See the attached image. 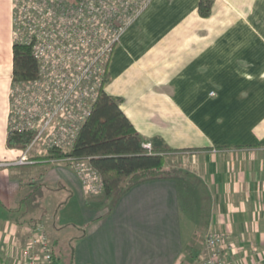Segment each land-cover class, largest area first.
Wrapping results in <instances>:
<instances>
[{"label": "crops", "instance_id": "1", "mask_svg": "<svg viewBox=\"0 0 264 264\" xmlns=\"http://www.w3.org/2000/svg\"><path fill=\"white\" fill-rule=\"evenodd\" d=\"M199 3L152 0L113 51L104 89L173 149L174 174L107 196L36 150L16 163L14 0H0V264H24L38 222L63 264L71 247L73 264H206L211 233L228 235L226 264H264V0H214L206 17Z\"/></svg>", "mask_w": 264, "mask_h": 264}, {"label": "built area", "instance_id": "2", "mask_svg": "<svg viewBox=\"0 0 264 264\" xmlns=\"http://www.w3.org/2000/svg\"><path fill=\"white\" fill-rule=\"evenodd\" d=\"M110 1L84 0L73 18L67 17L66 11L58 16L49 12L48 18L37 20L33 51L39 62V77L17 83L11 91L12 131L34 135L16 163L34 162L30 155L33 150L42 155L50 149L68 150L74 146L103 87L112 44L120 40L126 28L113 31L107 15L98 14L108 9L109 15L119 3H124L112 0L111 4ZM33 5L44 9L42 3ZM90 159L70 156L52 159V162L70 163L86 191L98 193L103 186L102 177ZM31 230L32 235L20 250V261L56 264L53 243L45 225L38 222ZM227 242L226 233L209 234L206 238L209 255L205 263L226 264L221 246Z\"/></svg>", "mask_w": 264, "mask_h": 264}, {"label": "trees", "instance_id": "3", "mask_svg": "<svg viewBox=\"0 0 264 264\" xmlns=\"http://www.w3.org/2000/svg\"><path fill=\"white\" fill-rule=\"evenodd\" d=\"M18 1V9H14L15 14H18L15 16V27H19V37L13 43L14 85L39 77V62L33 51L37 20L44 16L48 18L49 12H52L53 16H58L66 11L67 17L73 18L80 11L79 6L84 0ZM113 1L121 2V0ZM123 1L124 3L121 5L119 3L118 8L111 10L109 15L108 9L98 13L107 15L113 31L127 27L129 22L135 20L148 6V0ZM34 2L42 3L44 9L34 6ZM213 2L214 0H200L199 12L202 16L210 15ZM108 3L113 4L112 0ZM17 18L21 20V24L17 23ZM119 41L112 44L103 87L90 116L81 127L74 146L68 150L50 149L35 159L40 163L70 156L90 157L91 164L102 177L103 192L107 196L114 194L120 196L133 184L149 179L167 178L174 174V171L167 166V158L172 154L173 149L160 137L147 139L139 133L121 108L122 98L108 94L104 89L110 78L109 64L112 54ZM33 137L30 132L13 131L7 142L9 146L23 150L28 147ZM54 257L56 264H63L62 258L55 250ZM67 262V264L74 263L73 247L68 250Z\"/></svg>", "mask_w": 264, "mask_h": 264}, {"label": "rangeland", "instance_id": "4", "mask_svg": "<svg viewBox=\"0 0 264 264\" xmlns=\"http://www.w3.org/2000/svg\"><path fill=\"white\" fill-rule=\"evenodd\" d=\"M151 1L152 0H148L147 2H148V5L151 3ZM18 6H19V1L18 0H14V9H18ZM142 13V12H141ZM140 13V14H141ZM18 14H15V10H14V25H13V28H14V31H13V40L15 41L18 37H19V27L17 26V27H15V16H17ZM19 17V16H18ZM19 20V21H18ZM16 21H17V23L19 22V24H21V20L20 19H16ZM171 163H172V161L171 160H169L168 161V165H171ZM103 191V188L99 191V192H102ZM98 192V193H99ZM55 250H56V252H58V248L57 247H55ZM60 251V250H59ZM68 252V251H67ZM65 256V255H64Z\"/></svg>", "mask_w": 264, "mask_h": 264}]
</instances>
